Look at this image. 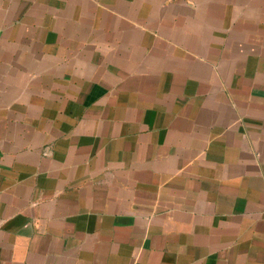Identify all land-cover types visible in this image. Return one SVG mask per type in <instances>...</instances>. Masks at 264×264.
Instances as JSON below:
<instances>
[{
	"label": "crops",
	"instance_id": "0c3cea01",
	"mask_svg": "<svg viewBox=\"0 0 264 264\" xmlns=\"http://www.w3.org/2000/svg\"><path fill=\"white\" fill-rule=\"evenodd\" d=\"M0 264H264V0H0Z\"/></svg>",
	"mask_w": 264,
	"mask_h": 264
}]
</instances>
